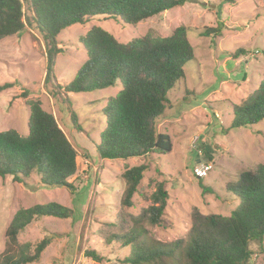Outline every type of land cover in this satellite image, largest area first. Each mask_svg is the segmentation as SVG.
I'll return each instance as SVG.
<instances>
[{"label":"rangeland","instance_id":"1","mask_svg":"<svg viewBox=\"0 0 264 264\" xmlns=\"http://www.w3.org/2000/svg\"><path fill=\"white\" fill-rule=\"evenodd\" d=\"M21 1L26 21L31 13ZM184 1L183 6L136 26L95 19L65 29L58 36L63 53L56 58L51 84H44V42L32 22H25L21 33L0 41V86L12 85L0 92V131L14 130L19 136H27L29 112L25 102L39 100L77 154L76 173L67 181L71 188L43 186L36 175L25 186L12 182L11 177L0 178V253L14 213L34 205L58 203L73 215L66 220L36 219L18 236L20 244L28 243L33 248L44 237L61 235L33 264H121L128 249L106 242L111 236L126 233L131 218L151 206L150 197L160 183L168 193L162 224L146 227L150 237L160 242L184 237L194 211L228 217L237 208L238 202L226 193L225 186L239 174L264 165V121L230 129L232 106L255 91L264 77V0H237L234 5L223 0ZM217 25L222 26L219 37L201 36L206 28ZM92 26L102 28L120 43L147 33L167 37L177 27L187 28L194 59L183 68L185 82L169 92L170 104L156 128L171 140L170 153L126 161L101 159L96 154L95 145L105 125L101 110L105 99L115 97L120 86L80 94L57 89L69 84L86 61L78 40ZM239 49L246 54L237 59L229 57ZM204 153L211 157L208 162L212 169L200 181L214 194L202 195L199 179L192 174L196 165L207 162ZM139 165L148 166V171L132 198L133 206L124 208L121 175L125 169ZM249 249V264H264V254L259 253L257 244L251 243ZM91 251L103 258L102 263L87 257Z\"/></svg>","mask_w":264,"mask_h":264},{"label":"trees","instance_id":"2","mask_svg":"<svg viewBox=\"0 0 264 264\" xmlns=\"http://www.w3.org/2000/svg\"><path fill=\"white\" fill-rule=\"evenodd\" d=\"M23 1L31 13V19L26 21L21 0H0V41L21 33L25 22H32L44 42L45 85L54 79L56 58L63 53L58 36L65 29L84 26L95 19L113 20L124 27L136 26L185 3L184 0ZM236 1L223 0V3L234 5ZM221 29V25L206 28L201 36L219 37ZM187 31L180 26L167 37L147 33L120 43L102 28L92 26L79 38L86 61L69 84L57 89L65 94H80L120 86L117 95L108 99L101 110L105 125L95 145L99 158L126 161L171 152V140L156 128L170 104L169 92L185 82L183 68L194 59ZM245 54L239 49L229 57L237 59ZM11 87V84L2 85L0 92ZM25 105L29 112L27 136H19L14 130L0 131V178L11 177L12 182L25 186L36 175L43 186L71 188L67 181L77 170L76 151L39 100H27ZM232 115L230 129L247 128L264 121V77L255 91L232 106ZM71 121L76 124L73 113ZM203 156L210 161L209 154ZM147 171L145 165L125 169L121 175L125 184L122 207L133 206L132 198ZM198 186L202 195L215 193L200 180ZM225 190L238 202L228 217L194 211L184 237L160 242L152 239L146 228L162 224L168 193L160 183L150 197L151 206L131 218L126 233L111 236L106 243L128 249L121 264H249L251 243H256L259 253L264 254V165L239 174ZM72 215L70 209L53 202L17 210L4 233L0 264L37 263L45 248L61 235L44 237L33 248L28 243L20 244L18 236L36 219L66 220ZM87 257L96 263L103 261L94 251Z\"/></svg>","mask_w":264,"mask_h":264},{"label":"built area","instance_id":"3","mask_svg":"<svg viewBox=\"0 0 264 264\" xmlns=\"http://www.w3.org/2000/svg\"><path fill=\"white\" fill-rule=\"evenodd\" d=\"M196 140L197 139L195 138L193 142H196ZM211 169L212 164L210 162H201L193 168L192 174L196 179H204Z\"/></svg>","mask_w":264,"mask_h":264},{"label":"crops","instance_id":"4","mask_svg":"<svg viewBox=\"0 0 264 264\" xmlns=\"http://www.w3.org/2000/svg\"><path fill=\"white\" fill-rule=\"evenodd\" d=\"M109 89H112V88H109ZM102 91H104V90H102ZM118 92H119V91H118ZM107 100H108V99H105V104H106Z\"/></svg>","mask_w":264,"mask_h":264}]
</instances>
